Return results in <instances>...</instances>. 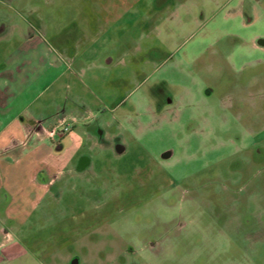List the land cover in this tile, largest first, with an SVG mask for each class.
<instances>
[{
    "label": "rangeland",
    "instance_id": "rangeland-1",
    "mask_svg": "<svg viewBox=\"0 0 264 264\" xmlns=\"http://www.w3.org/2000/svg\"><path fill=\"white\" fill-rule=\"evenodd\" d=\"M9 4L17 43L65 54L55 117L81 118L56 172L55 147L2 160L0 264H264V0Z\"/></svg>",
    "mask_w": 264,
    "mask_h": 264
},
{
    "label": "crops",
    "instance_id": "crops-1",
    "mask_svg": "<svg viewBox=\"0 0 264 264\" xmlns=\"http://www.w3.org/2000/svg\"><path fill=\"white\" fill-rule=\"evenodd\" d=\"M0 8L16 12L9 3H3ZM1 13L2 10L0 23L3 21L4 24L0 29V165L4 157L10 154L14 156V163L19 164L20 159L30 154L33 149L37 151L43 146L52 150L55 147L52 157H56L53 161L56 172L62 164L59 155L64 149V136L55 137L56 140H51L52 145H48L45 143L49 129L47 126L69 120L75 125L81 118L77 115L67 116L65 110L60 117H55L58 104L44 98L64 75L65 54L49 46L46 41L35 44V33L26 28L18 31L21 40L17 43V36L12 31L16 22L11 21L9 13L2 17ZM257 44L264 47V44ZM41 161L46 162V159ZM50 165L47 162V167L42 168L43 174L36 173L39 168L37 167L32 175V179L39 180L44 189L51 183L49 175L56 174Z\"/></svg>",
    "mask_w": 264,
    "mask_h": 264
},
{
    "label": "flooded vegetation",
    "instance_id": "flooded-vegetation-1",
    "mask_svg": "<svg viewBox=\"0 0 264 264\" xmlns=\"http://www.w3.org/2000/svg\"><path fill=\"white\" fill-rule=\"evenodd\" d=\"M7 2L8 3H12L13 0H0V5H2L3 3H7ZM3 24H4V22L2 21L0 23V29H1ZM260 39H264V38H260ZM260 39H258V40H260ZM162 82L164 83V81H161L160 83H162ZM171 102H172L171 96L167 97V95L165 93L163 94V92H161V93L153 96V105H152V107H149L150 112L157 113V114H162L165 111V109L169 106V104H171ZM101 133H102V131H101ZM102 137L103 136L101 134L99 138L101 140H103ZM115 147H116V149H118V152H120V153L124 151V145L122 143H120V142H117L115 144ZM171 152H172L171 150L163 151L162 157L163 158L169 157L171 155ZM84 157L88 158V164L83 169H85L90 164V158L89 157H87L85 155H82L80 157V159H84ZM79 160H78V162H79ZM77 169H78V163H77ZM83 169H81V170H83ZM154 244H155V241H150L148 243V245H150V246H154ZM70 260H71V264H74V263L78 264L79 257L76 256V255H73ZM131 264H139V263L133 262Z\"/></svg>",
    "mask_w": 264,
    "mask_h": 264
},
{
    "label": "built area",
    "instance_id": "built-area-1",
    "mask_svg": "<svg viewBox=\"0 0 264 264\" xmlns=\"http://www.w3.org/2000/svg\"><path fill=\"white\" fill-rule=\"evenodd\" d=\"M68 126L63 123V121L59 122L58 125H55L50 130L47 131V135L52 137H62L66 131H68Z\"/></svg>",
    "mask_w": 264,
    "mask_h": 264
},
{
    "label": "water",
    "instance_id": "water-1",
    "mask_svg": "<svg viewBox=\"0 0 264 264\" xmlns=\"http://www.w3.org/2000/svg\"><path fill=\"white\" fill-rule=\"evenodd\" d=\"M258 43L264 44V39L258 40ZM87 164H88V158L84 157V159H80L78 162V169L79 170L83 169ZM74 264H76V263H74Z\"/></svg>",
    "mask_w": 264,
    "mask_h": 264
}]
</instances>
